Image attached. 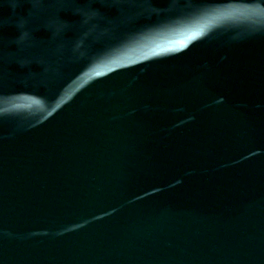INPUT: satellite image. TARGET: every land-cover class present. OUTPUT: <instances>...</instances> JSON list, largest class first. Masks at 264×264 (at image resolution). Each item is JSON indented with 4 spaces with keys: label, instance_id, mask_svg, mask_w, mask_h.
Here are the masks:
<instances>
[{
    "label": "water",
    "instance_id": "water-1",
    "mask_svg": "<svg viewBox=\"0 0 264 264\" xmlns=\"http://www.w3.org/2000/svg\"><path fill=\"white\" fill-rule=\"evenodd\" d=\"M0 264H264V0H0Z\"/></svg>",
    "mask_w": 264,
    "mask_h": 264
}]
</instances>
